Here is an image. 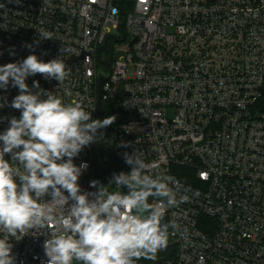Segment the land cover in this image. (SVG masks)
Returning <instances> with one entry per match:
<instances>
[{"label": "built area", "instance_id": "obj_1", "mask_svg": "<svg viewBox=\"0 0 264 264\" xmlns=\"http://www.w3.org/2000/svg\"><path fill=\"white\" fill-rule=\"evenodd\" d=\"M30 54L70 70L61 85L30 76V88L39 81L93 119L99 96L120 101L126 120L108 151L123 172L135 150L180 181L188 200L165 212L180 230L169 229L164 264H264V0H0V65ZM18 94L0 89V133L21 114ZM98 151L74 160L88 165L82 191L120 173L102 174ZM186 170L192 183L177 176ZM46 238H10L16 264H47Z\"/></svg>", "mask_w": 264, "mask_h": 264}, {"label": "clouds", "instance_id": "obj_2", "mask_svg": "<svg viewBox=\"0 0 264 264\" xmlns=\"http://www.w3.org/2000/svg\"><path fill=\"white\" fill-rule=\"evenodd\" d=\"M40 35L51 39L46 31ZM37 74L61 85L70 70L61 59L44 62L35 54L0 65V89L10 83L18 88L10 106L21 113L0 133V264H16L10 238L19 241L29 232L47 237V264L155 261L169 245V229L180 230L175 221L162 222L168 209L188 200L180 181L134 150L123 154L130 172L113 173L95 192L82 191L79 180L88 165L74 160L114 120L93 119L82 103L65 104L39 81L30 88L26 80Z\"/></svg>", "mask_w": 264, "mask_h": 264}, {"label": "trees", "instance_id": "obj_3", "mask_svg": "<svg viewBox=\"0 0 264 264\" xmlns=\"http://www.w3.org/2000/svg\"><path fill=\"white\" fill-rule=\"evenodd\" d=\"M107 117L113 118V123L109 125L107 128L99 130L100 132L103 133V138L101 139L102 143L108 149L109 151L111 150V146L116 138L117 130L120 127L122 123L125 122L126 117L122 113L121 108H120V101L116 100L112 103H104L101 107L100 114H99V119H104ZM95 160L96 163L98 164L99 162L104 160V157L102 154L98 151L95 155ZM193 173L189 171H184L183 175H177L178 178L185 182L192 183L193 181L191 180ZM163 257L162 252H158L157 258L155 261L151 260H145V259H140L138 260V264H154L156 261H158L160 258Z\"/></svg>", "mask_w": 264, "mask_h": 264}, {"label": "water", "instance_id": "obj_4", "mask_svg": "<svg viewBox=\"0 0 264 264\" xmlns=\"http://www.w3.org/2000/svg\"><path fill=\"white\" fill-rule=\"evenodd\" d=\"M105 47H103L100 52H99V56L101 55L102 51L104 50ZM103 82H100V85ZM102 106V101L101 98L99 96L98 101H97V107H96V119H99V114H100V109ZM97 146H98V150L99 152L102 154V156L104 157V161L100 162L98 164V169L102 174H108L110 172H121L122 168L120 166V164L118 163V161L115 159V157L108 151V149H106V147L104 146V144L102 143L101 139L97 140ZM106 166V167H104ZM123 187V191L127 192L128 190L126 189V187ZM150 202H152V198H150ZM163 223H167V221L165 219H163L162 221ZM163 254V257L160 258L158 261H156L154 264H164L165 262L169 261L172 258L173 255V247L171 244V241L169 240V245L166 249L161 251Z\"/></svg>", "mask_w": 264, "mask_h": 264}, {"label": "rangeland", "instance_id": "obj_5", "mask_svg": "<svg viewBox=\"0 0 264 264\" xmlns=\"http://www.w3.org/2000/svg\"><path fill=\"white\" fill-rule=\"evenodd\" d=\"M121 56V53H117L116 54V58L118 59L119 57ZM171 116V115H170ZM111 177H108L107 179H105V183L104 185H108L109 181H110ZM112 187H109V190L111 189ZM156 199V198H154Z\"/></svg>", "mask_w": 264, "mask_h": 264}]
</instances>
